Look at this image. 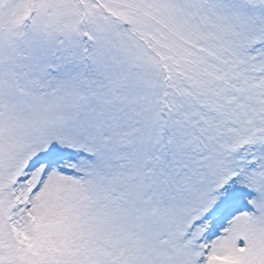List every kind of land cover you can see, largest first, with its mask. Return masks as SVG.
<instances>
[{"label": "snow or ice", "instance_id": "snow-or-ice-1", "mask_svg": "<svg viewBox=\"0 0 264 264\" xmlns=\"http://www.w3.org/2000/svg\"><path fill=\"white\" fill-rule=\"evenodd\" d=\"M0 264H264V0H0Z\"/></svg>", "mask_w": 264, "mask_h": 264}]
</instances>
